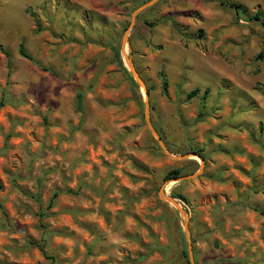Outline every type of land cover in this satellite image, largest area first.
Listing matches in <instances>:
<instances>
[{"label": "rangeland", "instance_id": "rangeland-1", "mask_svg": "<svg viewBox=\"0 0 264 264\" xmlns=\"http://www.w3.org/2000/svg\"><path fill=\"white\" fill-rule=\"evenodd\" d=\"M140 2L0 0V262L190 264L158 190L200 160L166 155L146 125L121 51ZM124 49L167 148L203 159L165 183L195 264H264V0H160Z\"/></svg>", "mask_w": 264, "mask_h": 264}, {"label": "water", "instance_id": "water-1", "mask_svg": "<svg viewBox=\"0 0 264 264\" xmlns=\"http://www.w3.org/2000/svg\"><path fill=\"white\" fill-rule=\"evenodd\" d=\"M160 0H148L147 2L139 5L137 8L134 9V11L131 14L130 17V22L128 24V27L126 28L125 32H124V36H123V42H122V53L123 56L125 58V62L126 65L131 73V76L133 78V80L135 81V83L137 84L138 87L141 88V93L143 95L144 98V119L146 122V125L149 129V131L151 132V134L153 135L155 141L157 142L158 146L161 148V150L168 156L176 158V159H187L190 157H197L200 160V168L197 172L189 174V175H184V176H180L176 179H169L167 181L170 182H182L185 180H189L191 178L196 177L197 175H199L202 172V168H203V159L196 153H186V154H182V155H178V156H174L171 151L167 148L166 144L164 143L162 137L159 135V133L156 131V129L154 128L153 124L150 121L149 118V94L147 91V87L145 82L143 81V79L141 78V76L139 75V73L137 72L131 56H128L125 54V42L127 40V37L129 35V32L133 29L135 21H136V17L142 13L143 11H145L146 9L154 6L157 2H159ZM166 181V182H167ZM165 182V183H166ZM169 182V183H170ZM165 183L159 188L158 190V198L161 201L167 202L170 205H172L174 208L177 209V211L181 214V216L184 219V232L186 235V241H187V252H188V257H189V262L190 264H195V260H194V256H193V249H192V243H191V239L188 235V221L189 218L185 213V210L180 206V204L176 201L175 198H173V196L171 195H167L166 191H165Z\"/></svg>", "mask_w": 264, "mask_h": 264}, {"label": "trees", "instance_id": "trees-1", "mask_svg": "<svg viewBox=\"0 0 264 264\" xmlns=\"http://www.w3.org/2000/svg\"><path fill=\"white\" fill-rule=\"evenodd\" d=\"M148 0H141V2L139 3V5H141V4H143V3H145V2H147ZM157 4V3H156ZM155 4V5H156ZM153 7V6H152ZM234 8L238 11L239 10V8H240V5L239 4H235L234 5ZM143 13V12H142ZM141 13V14H142ZM140 14V15H141ZM140 15H138L137 16V18L136 19H138V17L140 16ZM168 19L169 18H171V16H169V17H167ZM169 20H172V19H169ZM172 26H173V28H174V30L177 32V34H179L181 37H182V39H185L186 37H188V35L186 34V30H183V29H180V26L176 23V22H174L173 20H172ZM38 31V30H37ZM182 32H184V33H182ZM198 33H199V35L200 36H202L203 35V31L202 30H198ZM110 45V44H109ZM110 47H111V49H112V51H113V54L115 55V57L119 60V54H118V50L116 49V47H114V46H112V45H110ZM18 52H19V55H21L22 57H24V58H26V59H28V60H30V61H32L34 64H36V65H38L39 67H41L30 55H28V53L26 52V50H25V48H24V45L23 44H19V46H18ZM119 62H120V60H119ZM131 82H133V80L131 79ZM166 89H167V83H166V81H164L163 82V90L164 91H166ZM148 91V90H147ZM197 92H198V90L197 89H195V90H193L191 93H189L188 95H187V97L188 98H191V97H193V96H195L196 94H197ZM82 103H83V95H82V93L80 92V91H78V92H76V104H77V109H78V111L79 112H82L83 111V108H82ZM4 104H3V102H0V108L3 106ZM203 116V114H199L198 115V119H200L201 117ZM157 131V130H156ZM160 135V134H159ZM161 136V135H160ZM162 137V136H161ZM201 157V156H200ZM180 176H182V175H180V173H179V170H171V171H169L166 175H165V179L166 180H169V179H176V178H178V177H180ZM2 187V185L0 184V188ZM173 196V198H178V199H180L181 201H183V202H185V198L183 197V196H181V195H175V194H173L172 195ZM3 214H4V212H3ZM0 228H4V225L2 224L1 226H0ZM37 247L40 249V251H43V253H44V255L45 256H47V254L44 252V247L43 246H41V244H39V245H37ZM152 250L153 251H155V252H158V253H160L161 255H166V253H167V248H163V247H161V246H159V245H154L153 246V248H152ZM182 254H183V257L185 258V259H187L188 258V255H187V252L184 250L183 252H182ZM48 258H49V256H47ZM51 260H54V259H52L51 258ZM223 261H226L228 264H246L243 260H239V259H226V260H223ZM0 264H7V263H5V262H0Z\"/></svg>", "mask_w": 264, "mask_h": 264}, {"label": "crops", "instance_id": "crops-1", "mask_svg": "<svg viewBox=\"0 0 264 264\" xmlns=\"http://www.w3.org/2000/svg\"><path fill=\"white\" fill-rule=\"evenodd\" d=\"M234 1H236L237 2V0H234ZM238 3H240V2H238ZM241 4V3H240ZM241 5H243V4H241ZM243 6H245V5H243ZM114 7L115 6H113V7H111L112 9H114ZM246 7V6H245ZM99 10H97V12H94L93 11V15L94 16H97V17H101L102 19L104 18V14L106 15V10H102L101 12H98ZM98 13H101V14H98ZM157 27V26H156ZM170 27V26H169ZM169 29H171V28H169ZM167 30V29H166ZM168 31V30H167ZM169 32V31H168ZM166 33V32H165ZM166 35V34H165ZM178 43H180V38H178ZM197 54V53H196ZM198 56H199V54H198Z\"/></svg>", "mask_w": 264, "mask_h": 264}]
</instances>
